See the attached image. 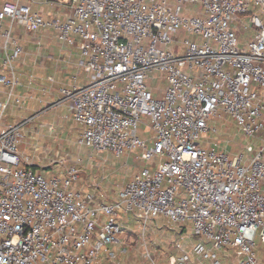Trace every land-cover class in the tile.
<instances>
[{
	"label": "built area",
	"instance_id": "built-area-1",
	"mask_svg": "<svg viewBox=\"0 0 264 264\" xmlns=\"http://www.w3.org/2000/svg\"><path fill=\"white\" fill-rule=\"evenodd\" d=\"M47 1L62 11L0 0V264H98L101 253L116 264L126 214L142 236L159 217L181 233L189 226L196 240L174 239L165 264H264L255 251V238L264 243V0ZM16 26L53 27L76 47L88 80L60 88L56 103L71 101L78 145L143 162L112 196L79 157L57 153L49 173L34 169L40 146L21 148L34 115L4 122L10 104L34 98L17 92L28 53ZM227 119L233 134L217 124ZM147 244L143 258L158 264Z\"/></svg>",
	"mask_w": 264,
	"mask_h": 264
},
{
	"label": "rangeland",
	"instance_id": "rangeland-1",
	"mask_svg": "<svg viewBox=\"0 0 264 264\" xmlns=\"http://www.w3.org/2000/svg\"><path fill=\"white\" fill-rule=\"evenodd\" d=\"M34 5L37 8L42 9V12L46 14V12H58L62 11V8L58 6V4L54 1L47 0H33ZM16 29L23 30L21 27L16 26L13 30L14 35L16 36ZM250 30L242 29V35L240 36L241 40H244L250 36ZM71 75H76L78 84H85L88 80V77L83 71L78 69H72ZM52 85L59 89V85L55 83H51ZM11 107V104L10 106ZM9 107L7 111L9 110ZM24 107V103L23 106ZM25 108V107H24ZM34 112L33 109L31 111L26 112L24 116H28ZM16 116H11L9 121H14ZM5 120V116L3 117ZM229 119L225 121L217 122V124L223 125L224 127H228V133H234V126L232 122H228ZM54 122V121H53ZM54 128V125H53ZM34 129L39 131L38 133H44V136L40 138L41 141H49V154L47 156L46 150L40 149L36 153L39 155L40 160L36 163L34 169L36 171H41L44 174L49 173L52 169L49 166V161L52 156H54L58 151H60L61 155H64L68 160H71L73 157H79L81 160L82 166H84V174L86 177L96 178L99 185L106 190L109 196L114 194L112 190L117 189L118 185H120L124 180L128 179L132 174L133 170L138 168L140 165H143V162L134 157V154H130L126 156L125 154L120 156H115L110 151H96L90 147L79 146L75 140L74 133L78 132L77 126L73 127L74 133H72L66 140L63 142H56L53 140V135H55V129L52 131H47L46 126L40 125L39 120L31 119V122H27L24 126L26 140L25 143L22 144V148L27 152H33L35 149L34 145L38 144V135L35 134ZM32 133V134H31ZM31 134V135H30ZM209 136L214 137L212 134ZM242 140L241 135L238 134L234 138V140L230 141L231 144L228 145L229 150L236 151L240 150V147L235 142H240ZM205 142V141H204ZM62 143V144H60ZM136 156V154H135ZM45 157V158H44ZM150 161L149 163H152ZM122 226L126 230V235L122 236L121 239L126 244V252L119 253L118 258L116 259V264H148V261L145 260L142 256L143 247L140 246L143 237L146 238L148 242V247L151 249V252L158 253L159 259L158 264H165L166 258L170 254H176L177 251L174 249L173 240L184 236V243L186 246H190L193 241L196 240V236L192 235V237H188L186 234L188 233L189 226H186L185 230L181 233L179 228L176 227L171 221H169L165 217H159L154 220V222L147 226V231L141 234V230L138 226V221L133 215L126 214L122 221ZM256 245V253L258 257L264 256V243L260 242L258 238H255ZM107 264H112L108 262Z\"/></svg>",
	"mask_w": 264,
	"mask_h": 264
},
{
	"label": "crops",
	"instance_id": "crops-1",
	"mask_svg": "<svg viewBox=\"0 0 264 264\" xmlns=\"http://www.w3.org/2000/svg\"><path fill=\"white\" fill-rule=\"evenodd\" d=\"M15 32L16 37L28 53L23 61L19 60L17 62V70L21 80V85L18 87L17 92L21 95H25L29 92L34 95V98L26 99L24 102L25 108L22 106L16 107L11 104V107H9V110L6 111L4 115V122H12L9 121L11 116H16L14 119L15 121L34 115V119L37 118L40 125L46 126L47 131H49V124L54 125L53 129H55V135H53V140L56 142H63L74 133L73 127L77 126L78 128V125L71 119V101L69 99H62L59 103H56L57 100L61 99L59 93L60 88L82 85L77 83L76 75H71L72 69H78L76 67V47L61 44L56 39L53 27L40 29L34 34L24 32V30L20 29H16ZM37 38L41 39L39 47H37L35 43ZM28 74H33L35 77V82L30 88L26 85ZM47 76L53 78L52 83L58 84L59 89L55 88L53 85L51 87V84H49L50 89L48 91L42 90L45 84L44 79ZM3 91V87L0 86V98L4 97ZM31 109H33L34 112L25 117L24 114L31 111ZM32 130V132L35 131V134L38 135L36 137H38L40 149L46 150L48 156L50 152L49 141H41L40 138L44 136V133H38L39 131ZM76 134L77 133H74V137ZM58 153H60V151H58ZM56 154L50 159H53ZM259 259L264 261V256H259ZM108 262L105 253H101L98 264H107Z\"/></svg>",
	"mask_w": 264,
	"mask_h": 264
}]
</instances>
